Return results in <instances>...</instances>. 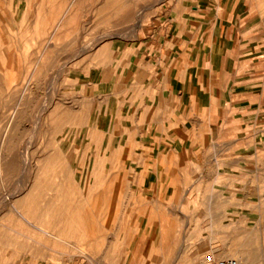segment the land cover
<instances>
[{"label": "crops", "instance_id": "crops-1", "mask_svg": "<svg viewBox=\"0 0 264 264\" xmlns=\"http://www.w3.org/2000/svg\"><path fill=\"white\" fill-rule=\"evenodd\" d=\"M12 1L19 78L49 79L61 164L56 182L33 185L34 242L15 264H155L154 233L176 228L156 207L231 188L264 131V38L248 0L162 8L130 34L91 27L73 0Z\"/></svg>", "mask_w": 264, "mask_h": 264}, {"label": "rangeland", "instance_id": "rangeland-1", "mask_svg": "<svg viewBox=\"0 0 264 264\" xmlns=\"http://www.w3.org/2000/svg\"><path fill=\"white\" fill-rule=\"evenodd\" d=\"M73 1L79 5L83 20L106 34H130L136 25L151 21L160 9L170 7L172 12L192 2ZM12 2L0 0V264L17 263L23 255L17 254L19 245H33V219L24 213V205L35 192V182L58 180L55 169L61 165L51 134L50 94L43 93L49 79L43 83L39 78H19L16 2ZM248 2L259 38H264V0ZM95 32L91 30V34ZM249 151L248 171L231 175V188L221 189L222 180L213 189L187 191L185 205L175 196L168 206L156 207L168 208L174 219L170 224L176 228L170 230L175 239L167 246L158 236L168 226L167 221L154 233L150 249L155 264H198L209 258L230 257H240L241 264H264V131L249 141ZM46 192L49 197L50 191ZM48 201L38 199L39 212L49 208Z\"/></svg>", "mask_w": 264, "mask_h": 264}, {"label": "built area", "instance_id": "built-area-1", "mask_svg": "<svg viewBox=\"0 0 264 264\" xmlns=\"http://www.w3.org/2000/svg\"><path fill=\"white\" fill-rule=\"evenodd\" d=\"M198 264H241V262L236 258L230 257V258H221V259L209 258L204 261H201Z\"/></svg>", "mask_w": 264, "mask_h": 264}, {"label": "bare ground", "instance_id": "bare-ground-1", "mask_svg": "<svg viewBox=\"0 0 264 264\" xmlns=\"http://www.w3.org/2000/svg\"><path fill=\"white\" fill-rule=\"evenodd\" d=\"M11 215V214H10ZM32 226V225H31ZM35 227V226H34ZM38 227V226H37ZM12 228V227H11ZM18 228V227H17ZM36 228V227H35ZM166 228H167V226L166 227H164L163 229V233H160V235H159V237H160V240H161V243L163 244V246H167L169 243H172V242H174V239H175V233H171V232H167L166 231ZM16 230V229H15ZM14 231V230H13ZM40 232H41V230H39ZM44 231V230H43ZM42 231V232H43ZM47 231V230H46ZM48 234V233H47ZM50 234V233H49ZM49 237V236H48ZM31 238H32V236H31ZM238 260H241V258L240 257H238ZM242 263H243V261H242ZM244 264V263H243ZM246 264H247V262H246Z\"/></svg>", "mask_w": 264, "mask_h": 264}]
</instances>
